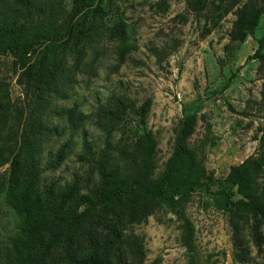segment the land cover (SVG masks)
<instances>
[{
  "label": "rangeland",
  "instance_id": "374dc122",
  "mask_svg": "<svg viewBox=\"0 0 264 264\" xmlns=\"http://www.w3.org/2000/svg\"><path fill=\"white\" fill-rule=\"evenodd\" d=\"M72 0H63L68 11ZM247 0H206V8L191 12L185 0H87L74 21L88 14L93 29L80 42L78 60L67 57L70 82L64 97H45L44 120L56 134L42 139V161L64 141L70 151L54 170L41 173L42 181L59 185L76 179L91 185L95 175L91 164L80 161L82 135L94 150L103 146L106 133L93 124L94 110L114 95H124L136 106L147 100L142 122L132 116L114 119L109 129L112 143L149 130L157 140L156 169L161 170L171 151L173 133L184 112L194 113L195 125L189 145L197 149L207 174L208 190L195 189L184 205V214L194 231L195 264H264V243L257 250L244 222L240 235L248 250L247 262L233 258L230 216L216 206L211 192L228 185L223 178L231 165L253 154L264 133V69L252 54L264 50V16L252 35L240 43L230 42L228 32L235 10ZM232 4V5H231ZM227 6L228 11L216 9ZM221 14L210 31L209 14ZM124 24L128 51L117 62L119 37L108 29ZM8 55H0V143L14 138L31 102L17 82L18 69ZM73 108L85 114L72 129L66 115L56 110ZM134 120V121H133ZM7 166L0 167L6 174ZM261 181L264 183V172ZM17 218L0 193V264L4 248L16 230ZM144 246L143 264H187L179 240V221L161 208L144 222L133 225ZM264 236V223L258 227Z\"/></svg>",
  "mask_w": 264,
  "mask_h": 264
},
{
  "label": "trees",
  "instance_id": "16d2710c",
  "mask_svg": "<svg viewBox=\"0 0 264 264\" xmlns=\"http://www.w3.org/2000/svg\"><path fill=\"white\" fill-rule=\"evenodd\" d=\"M86 1L72 0L65 11L63 0H0V55L10 57L19 70L17 82L25 94H32L20 130L0 143V167L7 166L6 174L0 173V193L17 218L15 233L4 248L3 264H143V242L132 226L161 208L179 221L187 264H195L194 228L184 205L195 189L208 190V177L197 149L189 145L194 113L184 112L178 119L171 151L155 172L157 140L149 130L116 144L108 139L114 119L130 115L140 124L148 101L136 106L124 95H114L92 117L93 124L106 133L103 146L94 150L82 135L81 152L76 156L91 164L95 181L91 185L76 179L63 185L42 181L41 173L56 169L70 151V142L64 141L42 161V139L56 134L45 123L44 106L46 96H65L70 82L67 57L72 55L77 62L80 42L94 27L88 14L74 21ZM185 4L193 13L206 8V0H185ZM215 7L222 13L228 11L227 6ZM234 14L228 40L240 43L253 34L264 16V0H247ZM220 15L209 14L210 25H203V35ZM108 33L121 40L116 50L117 62H121L128 51L122 21ZM252 57L264 69L260 45ZM54 113L66 115L72 129L85 118L73 108ZM263 172L264 133L253 154L229 167L223 178L228 187L211 192L216 206L230 216L236 261L248 260L240 235L244 222L251 219L249 236L256 249L264 243L258 232L264 223Z\"/></svg>",
  "mask_w": 264,
  "mask_h": 264
}]
</instances>
